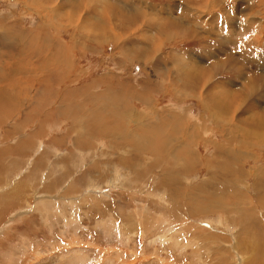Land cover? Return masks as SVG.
<instances>
[{"label":"rangeland","instance_id":"374dc122","mask_svg":"<svg viewBox=\"0 0 264 264\" xmlns=\"http://www.w3.org/2000/svg\"><path fill=\"white\" fill-rule=\"evenodd\" d=\"M208 1L0 0V264H264V0Z\"/></svg>","mask_w":264,"mask_h":264},{"label":"bare ground","instance_id":"6f19581e","mask_svg":"<svg viewBox=\"0 0 264 264\" xmlns=\"http://www.w3.org/2000/svg\"><path fill=\"white\" fill-rule=\"evenodd\" d=\"M208 1V0H207ZM209 2V1H208ZM207 5H208V3H206ZM206 6V5H205ZM155 10V9H154ZM157 10V9H156ZM187 11H189V10H185V13H187ZM162 12V11H161ZM169 12V11H168ZM170 14V13H169ZM167 16V15H166ZM198 16V15H197ZM154 18H155V16H154ZM156 19V18H155ZM176 20V21H175ZM173 21H175V22H173ZM172 22L173 23H177V26L179 27V31L180 32H182V34H183V32H192V30L190 31V27H189V25L188 24H186L184 21H182V17H181V19H179V18H177V19H175V17H172ZM103 23V22H102ZM105 23V22H104ZM191 24V23H190ZM175 25V24H174ZM244 25V24H243ZM245 27H246V25H245ZM244 29V28H243ZM106 30V29H105ZM240 31L241 32H243L242 31V28L240 29ZM245 32L246 31H249V29H248V27H246V29L244 30ZM161 31H158V33H160ZM161 34V33H160ZM240 35V34H239ZM235 42V41H234ZM146 50V49H145ZM148 50V49H147ZM133 52V51H132ZM146 53H148L147 51L145 52V54ZM144 54V56H146ZM183 55H181L180 54V56L179 57H182ZM189 59V58H188ZM216 59V58H215ZM182 60V62H183V60L184 59H181ZM186 60H187V58H186ZM190 60V59H189ZM185 61V60H184ZM188 61V60H187ZM220 61V58H217L216 59V63H218ZM190 62V61H189ZM192 63H193V61H192ZM180 65V64H179ZM188 65V64H187ZM193 65V64H192ZM191 65V66H192ZM184 66H186V65H184ZM190 66V67H191ZM188 67V66H187ZM186 67V68H187ZM197 68H198V66H196ZM259 67V66H258ZM192 68V67H191ZM189 69V68H188ZM199 69H200V66H199ZM196 71V70H195ZM195 71H194V73H195ZM10 72V71H9ZM194 73H192V75L194 74ZM191 74V73H190ZM196 74H197V72H196ZM258 77H260V79H261V81H262V83L260 84L259 82V84L262 86H264V73H257L256 74ZM242 76V75H241ZM259 79V80H260ZM206 82V81H205ZM256 83V82H255ZM250 84V83H249ZM252 84V83H251ZM255 87V86H254ZM259 87V86H258ZM248 88V87H247ZM243 89V88H242ZM248 90V89H247ZM237 91H234L233 89H226V88H224L223 87V85H222V87L221 86H219V90L217 91V93L218 94H221V95H223V97H218V95H216V94H212V96L213 97H215L214 98V101L216 102V106L217 107H222V109L225 107V109H227V108H230L231 107V105L229 104V106L230 107H228L227 106V108H226V106L224 105V102H227V104L229 103V102H231L232 101V98L233 97H237V95H239V93H236ZM240 92V91H239ZM248 93V92H247ZM246 94V93H245ZM264 95V88L262 89V92H261V96H263ZM243 96V95H242ZM216 99V100H215ZM240 100H243L242 98H240ZM217 101H218V103H217ZM234 101V100H233ZM223 105H222V104ZM221 104V105H220ZM226 104V103H225ZM120 107H122V106H120ZM120 107H119V109L116 111V112H118V113H120V112H122V110L124 109H122L121 108V110H120ZM117 109V108H116ZM221 109V110H222ZM210 110V109H209ZM227 110H229V109H227ZM107 111V110H106ZM236 110H234V112H235ZM225 112V111H224ZM228 112V111H227ZM105 113V112H104ZM103 113V114H104ZM106 114V113H105ZM109 114V113H108ZM121 114V113H120ZM225 114V113H224ZM227 114V113H226ZM121 116V115H120ZM260 118V117H259ZM263 119V118H262ZM170 120V119H169ZM173 121V120H172ZM177 121V120H176ZM260 123L262 122V120H258ZM263 121H264V119H263ZM97 122V121H96ZM176 124V122H174V124L173 125H175ZM178 124V123H177ZM264 124V123H263ZM158 127V126H157ZM157 127H155V128H157ZM181 128V127H180ZM144 129H146V128H144ZM144 129H141V131L142 130H144ZM147 131H150L148 128L146 129ZM144 132H145V130H144ZM263 132V131H262ZM169 133V132H168ZM147 134V133H146ZM148 136V135H147ZM178 136V135H177ZM165 137H167V135H165ZM165 137H163V139L165 138ZM261 137V136H260ZM259 137V138H260ZM230 139H231V142H233L234 141V139L236 138H233V137H229ZM264 138V137H263ZM150 139V138H149ZM149 139L148 138H144L143 140H145V142H148L149 141ZM162 139V140H163ZM230 139H228V141H230ZM237 139V138H236ZM153 140V139H152ZM130 141V140H129ZM135 143H138V142H135ZM141 143V148L143 149V148H149V150L151 151V150H154L155 152H157V148L158 147H153L151 144H149V145H143L142 144V142H140ZM139 145V144H138ZM97 148V147H96ZM140 148V147H139ZM140 164V163H139ZM178 190V189H177ZM176 191V190H175ZM142 210V209H141ZM143 210H145V209H143ZM151 210V209H150ZM157 211H159V210H157ZM168 211V210H167ZM138 210H137V214H138ZM144 212H146V211H144ZM135 213H136V211H135ZM153 213V212H152ZM21 214H23V212L21 213ZM140 214V213H139ZM138 214V216H140ZM143 214V213H142ZM141 214V215H142ZM144 214H146V213H144ZM149 214V213H148ZM150 215H151V212H150ZM134 216V215H133ZM147 216V215H146ZM153 216V215H152ZM167 216V215H166ZM23 217V216H22ZM137 217V216H136ZM151 217V216H150ZM154 217V216H153ZM157 217V216H156ZM149 218V217H148ZM148 218H145V219H147L148 220ZM131 219V218H130ZM141 219H142V217H141ZM137 220V219H136ZM144 220V219H143ZM151 220V219H150ZM157 220V219H156ZM135 221V220H134ZM149 221V220H148ZM154 221H155V219H154ZM153 221V222H154ZM136 222V221H135ZM157 222V221H156ZM127 223V222H126ZM132 223H133V221H132ZM135 224V223H134ZM128 225V224H127ZM126 225V226H127ZM140 226H141V224H140ZM143 226V225H142ZM148 228V227H147ZM127 229V228H126ZM133 230V229H132ZM137 230V229H136ZM134 232V231H133ZM127 233V232H126ZM129 233H130V231H129ZM134 233H136V232H134ZM131 237V236H130ZM133 238V237H132ZM174 243H178V241H174ZM184 243V242H183ZM178 246V245H177ZM185 246V245H184ZM135 248V247H134ZM174 248V247H173ZM175 249V248H174ZM132 250V249H131ZM168 250V249H167ZM168 252V251H167ZM195 252H196V250H195ZM115 254V253H114ZM197 256V255H196ZM186 257V256H185ZM88 258H89V256H87V255H84L83 253H81L80 251H76V253L74 252V254H72V256H71V258H70V261L71 262H76V261H81V262H86L87 260H88ZM181 258H182V256H181ZM152 259V258H151ZM156 259V258H155ZM159 259V258H158ZM60 260L57 258V259H53V261L52 262H49V264H60V263H58ZM124 261V260H123ZM120 262H122V261H120ZM87 263V262H86ZM46 264H48V263H46ZM123 264V263H122Z\"/></svg>","mask_w":264,"mask_h":264},{"label":"crops","instance_id":"0c3cea01","mask_svg":"<svg viewBox=\"0 0 264 264\" xmlns=\"http://www.w3.org/2000/svg\"><path fill=\"white\" fill-rule=\"evenodd\" d=\"M13 79L11 78V77H6V79H3V80H1V84H15L14 82H11ZM0 95L2 96L3 95V93H0ZM12 99H14V96H12ZM29 99V98H28ZM28 99H26V101L28 100ZM26 104H27V102H26ZM10 123H11V121H10ZM9 124V123H8ZM28 131L27 132H29V129H27ZM28 134V133H27ZM26 140H28V138H26V139H22L20 142L23 144L24 142H26ZM20 143V144H21ZM43 145H44V143H43ZM45 146H43V147H38V148H36L39 152L35 155V154H32L31 156H30V158L27 160V162H26V165L21 169V171L22 172H18L12 179H11V181H17L16 183H15V185H17L18 184V182H21V188H23L24 190H26L28 187H31L30 186V184H27V180L30 182V180L28 179L29 178V176H30V172H28V175L26 176V179L25 178H20V176L21 175H23L24 174V172L25 171H27L28 169H30V167L33 165V162H35L36 161V156L37 155H39V156H44V151H45V148H44ZM62 154V153H61ZM50 166V165H49ZM46 172H47V170H46ZM20 179H21V181H20ZM41 179H42V177H41ZM42 181V180H41ZM14 185V186H15ZM72 190H74V189H71L70 191H72ZM25 210H27V211H32V209H30V206L28 205V207L26 206L25 207V209L23 210V211H25ZM81 253H83L84 255H87V256H89V253L85 250V249H83L82 250V252Z\"/></svg>","mask_w":264,"mask_h":264}]
</instances>
